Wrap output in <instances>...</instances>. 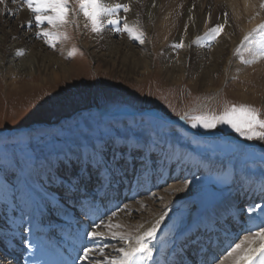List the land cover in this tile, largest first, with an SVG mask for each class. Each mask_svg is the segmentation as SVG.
I'll return each mask as SVG.
<instances>
[{"label": "bare ground", "instance_id": "6f19581e", "mask_svg": "<svg viewBox=\"0 0 264 264\" xmlns=\"http://www.w3.org/2000/svg\"><path fill=\"white\" fill-rule=\"evenodd\" d=\"M105 3L108 5L126 4L130 9L128 12H124L121 9L116 13V16L121 18L120 24L116 27L122 29L120 25L125 23L128 25L136 24V28L137 25H139V27L143 26V28L145 25L146 29L144 30H147L151 35H155L153 40H156V44L159 43V47L163 49L165 55H162L161 68L163 71H161L164 72L167 77L177 78L179 82L183 79L184 75L189 74L191 76L192 74L195 75L200 86H206V89L211 90L213 89L212 86H214L213 83H215L214 74L219 72L220 68H222L224 74L228 77L233 76L234 71L238 70L240 79L245 81L246 84H251L249 92L252 98L246 96L244 91L245 87L243 86L237 87L241 90V93L237 94V96L244 101L255 103L258 100L256 99L258 94L263 95L264 56H261L260 53L264 50V33L255 34L249 41L238 47L239 43H241L248 32L257 24L264 22V9H261L259 6L260 0H105ZM225 13L227 14V22H225ZM8 15H10L11 18H5V16ZM30 17H32V20H35L34 13L29 10L25 0H5L3 4H0V77L5 80L6 86L11 84L12 89L18 88L15 83L7 81L11 80L12 77H34V79H37L35 78V73L38 72L42 76V81H46L47 77L55 80L56 78H60V75L62 76L71 70L66 63L60 61L61 59H57L54 54L46 52L41 45L33 42L34 37L40 36L37 35L40 31L39 29H37V31L35 29L30 31ZM220 24L224 25L221 35L216 36L215 39L206 38V41L203 39L200 44L193 43L198 36L204 37V34L209 28ZM8 27L9 30H7ZM20 28H27L28 30L22 33L23 31L21 32ZM120 33L121 31H116L112 25L105 22V27L97 34L92 35L91 38H89L90 35L84 37L81 46L85 51L89 49L90 52H93L96 61L102 60L104 56L112 55L114 58L109 61V64L116 66L119 70L126 71L129 77H136L140 74L144 76L150 65H152V62L150 63L148 60V58H150L148 51L154 54L152 51L154 43H149V45L145 43L146 41L140 43L139 40L128 38L125 35H120ZM116 37H118L119 40L116 39ZM180 42H183V46L189 49V53H187L186 56L178 57L174 60L172 58L174 53L173 47ZM213 42H216V45L209 48V44ZM135 43L137 46H133ZM237 48L240 49L239 53L242 52L243 54V61H250V63L243 62L240 64V62H237L238 56L237 58L233 57V54H236L235 50H237ZM199 50L202 56L207 54L212 56L211 67L205 66L204 62L206 59H202L201 56L202 60H195L194 57ZM18 52H22L23 54L18 55ZM104 64L108 65V62ZM57 71H59L60 74H58ZM16 81L17 80H15V82ZM28 85L30 87L35 84ZM162 116L165 122L174 125L178 124V122L172 119V116L170 117L165 114ZM77 138L73 146L78 156L81 157L80 160L81 164L85 167L84 169H87L83 172L84 175L81 176L82 179H79V182H76V178L73 179L74 182L72 181V184L64 180L60 181V177L56 175L57 163H61V159H63L64 162L70 163L69 170L74 164L71 158L75 157L65 153V151H60L55 156L46 157L36 166L33 172L34 174L31 173L37 180L44 179L43 181H46V185L51 183L47 181L46 174L53 175L57 181L56 184L61 185V188L64 187L65 189L61 197L68 198V202L72 199L79 200V204L74 206L72 211L70 208L68 209V206H65L66 208L64 209L63 204L61 205L62 202H60L52 192L47 191L46 194L50 197L45 199L46 195L44 196L39 186L32 183V175L28 172L19 177L17 182L19 184L21 183L22 187H19L16 192H10L12 189L11 187L0 184V203L5 205L6 210L16 212V218L12 219L7 227H0V236L7 241L5 242V244H7L6 248L9 247L11 250L13 246L16 251L19 249L20 251L23 250L22 255H15V251L10 254V258H12L11 263L8 258L5 259L4 263L0 260V264H61L56 256L53 258L51 251L54 244H57L64 238L59 234L62 229V227L59 226L70 225L72 227L71 230L78 231L79 228L77 223L80 220L79 214L81 215L82 211L87 207L95 205L99 210L101 208L110 209L112 207H117L120 201L115 197L116 189L121 186L122 196H120V198L122 199L123 193L127 190V183L130 180L128 172L132 170L131 161L133 153L130 151V148H134L135 145L140 146V148L137 147V149L142 150L146 153L145 155H147V153H153L163 158L164 162H162L164 166L160 168L159 171L158 167H156L158 172L154 171L156 177L154 178L156 180L158 179V182H161V178L164 179L167 177L166 168L170 163L174 165L175 169H178V173L182 168L186 169L190 165L193 171L201 167L209 172L218 171L220 169L216 164L206 161L205 159H200L196 154L192 153L190 149L178 146L177 140H169L167 143H164L165 147L161 148L159 146L152 147L154 145L151 146V141H148L146 138L140 139L137 144L134 139L115 138L111 140V146L115 148L113 159L120 154L118 149H121L123 142L125 143L123 148H129L128 162L126 163V168L124 167V172L118 168L113 159H106V157L108 156L109 158L110 155H106L104 144L102 145L99 143L95 135L86 132ZM235 144L240 152L248 147L245 143L239 141H236ZM81 146H88L89 150L92 149V146H95V149L101 153V160L103 161L98 167L97 172L100 173V177L102 178H100V187L95 188V190H89L87 184H91L92 182L95 184L96 181H93L88 175L89 171L95 169V167L97 168V166L94 162L90 163L83 158L84 154ZM256 147L264 153V140L256 142ZM65 154H67V158ZM61 156L63 157L61 158ZM146 157L147 156H144L143 160H147ZM13 158L16 170L18 172H24L17 152L13 154ZM148 166L149 164L146 165L148 170L146 171L145 169L143 172L144 174L139 179L136 176L131 178L130 182H135L138 184L137 186H143L144 189H146L151 183L150 179L152 178ZM185 169L183 170L185 171ZM109 173L110 176L108 177L107 175ZM178 173H174L177 178L179 176ZM114 175H117L119 178L123 177V180L117 181L118 179H115ZM173 176L174 175L171 177ZM84 179L85 182H83ZM138 180H141V182H138ZM168 180L167 178L165 182L160 183V186L167 183ZM74 186H77L78 190L73 192L72 196H70L71 191L74 190ZM196 186L194 184H188V182L186 184L173 182L171 186L173 195L168 197L165 196L164 198L159 197L161 202L157 205L151 202L154 199H136L139 201L137 207L134 205L130 210L141 211L143 209V213L135 217L137 219L136 221H132L130 219L133 217V214H131L130 210V212L126 213L125 217L122 216L124 213H120L121 215L117 214L121 211V207V209L115 213L117 216L119 215L122 217L115 223H108L111 225H120V227H113L110 230L136 235L151 227L161 214L167 213L157 231L156 239L151 242L153 257L151 260L147 261L146 264H184V262L202 264V260L206 258V256L209 259L210 257H216L220 254L221 250H224L223 245L230 250V246L234 244L233 241H236V237H240L242 231L245 234L241 236L242 238L240 241L246 235L254 233L258 231L260 227L264 226V210H254L250 207L246 213L248 216L247 218L242 219L238 215L240 211L244 209L239 205L241 197L245 195L248 196L249 193L254 194L257 191L259 193L264 191V177L244 179L242 181L238 178L234 181L233 189L231 190L232 195L231 197L229 196V200L214 205L210 210L207 209L210 207L209 204H211L210 199L213 192L210 191V193H208L206 191L207 189L203 192H197L199 186ZM138 189L135 190L133 187L128 190L125 199L131 200L137 196V193H140V195L143 194V189ZM160 193L161 192H159V195ZM13 197H15V199ZM94 200L100 203L99 208L94 204ZM48 206L55 207L56 210L53 209L51 213H53L54 210V213L58 211L60 217L65 221L64 224H59V228L57 229L60 239H57L59 236L57 235L56 238L52 229H49L52 228V226L49 227V225L45 223L46 221L43 220V218H47L49 215V212L46 211ZM145 206L146 208H144ZM111 216H113V214ZM105 219H107V217L104 218V220ZM98 225H100V223ZM230 225H232V229L237 226L235 229L236 232L233 235H230L232 229L231 231L229 230V232L228 229L225 230L231 227ZM25 229L27 230L26 234L23 233ZM99 229L94 227L91 228L90 231H100ZM195 229L196 231L202 230V233L197 234L199 239L195 244L199 246L197 248L199 251L193 253L192 250L188 249L183 238L191 234ZM101 232L107 234L109 228L106 227L105 230ZM202 235L203 237H201ZM213 235L215 238H212ZM110 240L113 239L88 241L85 238L89 246H91V244L95 246V244H102ZM115 241L120 242L119 240ZM240 241L237 243H240ZM207 242L208 245H210L208 248ZM24 244L27 246H24ZM122 246V242L119 245L114 244L111 248L109 246V248H107L109 250L105 252V255H118L115 249ZM24 248H27V251H25ZM205 249H207L206 252ZM208 253L210 254L208 255ZM225 257L226 253L221 256L220 261L223 259V264H232V258ZM96 259L103 260V257L98 255L92 256L85 262L91 263L92 260ZM197 259L201 262H198ZM220 261L217 264H220ZM82 262L80 261L79 264Z\"/></svg>", "mask_w": 264, "mask_h": 264}, {"label": "rangeland", "instance_id": "374dc122", "mask_svg": "<svg viewBox=\"0 0 264 264\" xmlns=\"http://www.w3.org/2000/svg\"><path fill=\"white\" fill-rule=\"evenodd\" d=\"M68 8L70 11L66 16L67 22L59 27H53L47 24V22L37 27L35 20H32V17H30V31L34 29L37 31L39 29L40 33L44 30L63 34L65 38L56 40L54 46L46 44V38L42 35L34 37L33 42L41 45L46 52L54 54L57 59H61L60 61L66 63L71 70L62 76L60 75V78H56L55 80L47 77L46 81H42V76L38 72L35 73V78L37 79H34V77H12L11 80L7 81L15 83L18 87L15 89H12L11 84L6 86L5 80L0 77V184L8 185L12 188L10 192H16L19 187H22L21 183L19 184L17 182L19 177L26 174V172L30 173V175L34 174L33 172L36 166L42 160L49 156H55L60 151H65V153L75 158H71L74 164L70 170V163L64 162L61 159V163H57L56 175L60 177V181L64 180L72 184L73 179L76 178V182H79L81 176L84 175V171L82 170L85 167L79 164L81 160L77 159L79 156L73 145L78 139L77 137L86 132L92 133L99 143L104 144L106 155H110L106 159L109 160L113 159L115 152V148L111 146V140L115 138H130L131 140L134 139L137 144L140 139L146 138L148 141H151V146L154 145L152 147L159 146L161 148L165 147L164 143H167V141L177 140L178 146L186 147L200 159H205L220 167V171L209 172L202 167L193 171L190 165L186 169L182 168L178 173V169H175L174 165H171V163L168 164L166 168L167 177L160 179L161 182H165L168 178V184L164 183L162 187L160 186V182H158L159 180L155 179V176V178L150 177L153 188L139 197L140 199H154L150 201L153 204L155 203V205L161 202V197L164 198L165 196L173 195L171 191L173 182L180 184H186L188 182V184L199 186L197 192H203L206 189L208 193L210 191L213 192L210 199V207L207 209L210 210L214 205L229 200L232 195L231 190L233 189L234 181L238 178L242 181L244 179L264 177V153L260 150L246 147L245 150L240 152L233 142L225 139L200 136L197 133V131L206 132L213 129H205L199 126L193 128L191 121L186 119L190 126L194 130H197L190 132L182 128L180 124H169L162 119L155 118L149 115L150 113L148 111L157 109L170 117L181 118L203 113L219 115L231 106L248 105L257 110L259 119H264V93L263 95L258 94L256 98L258 99V103L244 101L237 96V94L241 93V90L237 87L243 86L245 87L244 91L246 96L252 98L249 92L251 84H246L245 81L240 79L238 70L234 71L233 76L228 77L224 74L222 68H220L219 72L214 74L215 83H213L214 86H212L213 89L211 90L206 89V86H200L195 75L192 74L191 76L189 74L184 75L183 79L178 82L177 78H169L162 72L161 60L165 55L163 49H160L159 43L156 44V40H153L155 35H151L147 30H144L146 29L145 25L144 28L143 26L139 27V25L136 28V24H130L129 26L131 27L135 25L134 29L143 34V42L146 41L145 43L148 45L149 43H154L152 50L154 54L148 51V54H150L148 60L150 63L152 62V65H150L144 76L140 74L136 76L137 78L129 77L126 71L119 70L116 66L109 64V61L114 58L112 55L104 56L102 60L96 61L93 52H90L89 49L87 51L83 49L81 46L82 39L89 35V38H91L92 35L98 32H92L90 26H85L87 21L78 12L76 0H69ZM8 17L11 18L10 15L5 16V18ZM123 25L121 24L120 26L123 28ZM7 30H9V27ZM20 30L21 32L23 31L22 33H25L28 29L20 28ZM221 34L222 31L219 35ZM120 35H125L130 38L128 33L122 30ZM133 35H135V32ZM204 41H206V38ZM215 45L216 42H213L209 44V48ZM133 46H137L136 43ZM240 46L241 43H239L238 47ZM72 50H75V52L72 56H69L68 53ZM173 50L172 58L174 60L175 58L186 56L189 53V49L184 46L180 48L174 46ZM234 54L233 57L237 58L238 56L237 62L242 64V52L239 54L236 53V56ZM197 55L194 57L196 61L206 59L204 62L205 66L211 67V55L207 54L202 56V53L200 55V50ZM105 62H108V65H105ZM57 72L60 74L59 71ZM15 80L17 81L15 82ZM28 84L35 85L29 87ZM132 111H139L140 114L134 115L129 113ZM10 129H12L11 133L8 132ZM214 129H219L224 134L235 136V138L242 141H252L254 143L260 141L259 139L248 140L233 131L226 124H219ZM123 146H125L124 142L122 143L121 149H118L120 154L113 160L118 168L125 172L124 167L128 162L129 148H123ZM137 147L140 148L137 145L134 148H130V151L133 153V158L131 161L132 170L128 174L133 177H140L144 174L145 169L146 171L148 170L146 167L148 164L150 174L154 171L158 172L164 166L163 158L153 153H147L145 155ZM15 152L18 153L24 172H18L16 170L13 158ZM144 156H147L146 159L148 161L143 160ZM156 167H158V171ZM62 168L63 171L61 170ZM97 169L95 167V169L89 171L88 175L93 181H96L95 184H93L94 182L91 183L95 187L99 186L100 178H102L100 177V173L97 172ZM174 173H178L180 177L178 176L177 178ZM46 175L47 181L51 182L48 185H46V181H43L44 179L37 180L34 178V175H32L31 181L36 186H39L44 196L46 195L45 199L50 197L47 196L46 192H52L62 202L61 205L65 203L68 206V198L61 197V194L65 192L64 187L61 188V185L56 184L57 181L53 175ZM172 175L174 176L171 177ZM114 178L116 179L117 175H114ZM83 182H85V179ZM77 190V186H74V190L70 194ZM159 192H161V196ZM13 198L15 199V197ZM138 200L133 199L122 204V209L120 208L121 211L117 214L121 215L124 213L122 216L125 217L126 213L130 212V209L134 205L137 207ZM239 205L244 208L239 214L242 219L248 217L246 213L250 207L254 210H264V191L261 193L257 191L254 194L249 193L248 196L241 197ZM53 209L56 210L55 207L48 206L46 211L49 212V215L47 218H43L49 226H53V223L60 219L58 215H55V210L51 213ZM142 210H132L131 214H133V217L130 220L136 221L137 219L135 217L142 214ZM117 214L115 213V216L113 215L114 217L111 216L112 214L108 216L107 219L100 223V229H98L104 231L108 223L118 221L122 216H117ZM15 218L16 212L6 210L5 205L0 203V227H7L9 225L8 223ZM24 231L23 233L26 234L27 230L25 229ZM195 232L200 234L202 230L196 231L195 229ZM241 238H238L237 242ZM114 241L110 240L102 244H95V247L103 246L106 252L109 250L107 249L109 246L111 248L114 244H121V241H115L116 243ZM5 242H7L5 238L0 236V260L4 263L5 259L9 258L11 263L12 258H10V254L15 251V255H18V252L13 246L11 250L9 247V249L6 248L7 244ZM24 246L27 245L24 244ZM82 264L91 263L84 261Z\"/></svg>", "mask_w": 264, "mask_h": 264}, {"label": "snow or ice", "instance_id": "6c2138e0", "mask_svg": "<svg viewBox=\"0 0 264 264\" xmlns=\"http://www.w3.org/2000/svg\"><path fill=\"white\" fill-rule=\"evenodd\" d=\"M5 0H0L3 4ZM29 10L34 13L35 25L39 27L41 24H47L53 27H59L66 23V16L70 11L68 8L69 0H25ZM78 4V12L84 16L87 21L85 25L90 26L92 32H99L105 27V22L112 25L116 31H125L132 39L139 40L143 43L142 33L136 31L134 27L127 23L123 28L116 27L120 24V17L116 16L119 10L128 12L130 9L126 4L108 5L105 0H76ZM260 8L264 9V0H260ZM115 17V18H112ZM225 22H227V14L225 13ZM224 25H216L209 28L204 34V37H197L193 43L200 44L205 38L215 39L223 30ZM135 32V35L133 33ZM257 33H264V22L257 24L250 32H248L241 44L249 41ZM45 37V43L49 46H54L56 40L65 38L63 34L58 32L43 31L37 34ZM176 48L183 47V42L174 45ZM240 49L237 48L236 53L239 54ZM75 50L68 53L69 56L74 54ZM22 55V52H18ZM264 56V50L260 53ZM250 63V61H243ZM181 119H188L191 121L193 128L199 126L205 129H214L219 124L228 125L233 131L239 133L248 140L259 139L264 140V119H259L257 110L248 105L231 106L226 108L219 115L203 113L200 115L181 117ZM83 150V158L90 163L94 162L97 167L101 164V153H99L95 146L89 150L88 146H81ZM66 158H67V154ZM81 157H77L80 159ZM84 169L82 171H86ZM82 179V177H81ZM115 215V213H113ZM167 213H163L158 219L146 230L139 232L136 235L128 233H121L111 231L113 227L119 228L120 225H106L109 232L105 234L101 231H86L82 233V237L88 241H101L105 239L119 240L123 246L115 249L118 255L107 256L105 249L101 247L84 246L82 254L79 256L80 261H88L92 256H101L103 260H92L91 264H146L147 261L153 257V248L151 242L156 239V234L164 221ZM142 227V226H141ZM95 228H100V225H95ZM225 258H232V264H264V226L260 227L258 231L246 235L240 243L230 246V250L226 252ZM220 264H223L221 259Z\"/></svg>", "mask_w": 264, "mask_h": 264}]
</instances>
